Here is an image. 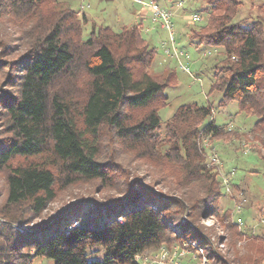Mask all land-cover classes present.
<instances>
[{
  "label": "trees",
  "instance_id": "obj_1",
  "mask_svg": "<svg viewBox=\"0 0 264 264\" xmlns=\"http://www.w3.org/2000/svg\"><path fill=\"white\" fill-rule=\"evenodd\" d=\"M21 3L37 7L40 0H14L12 4ZM205 3L199 12L207 14V21L197 40L222 47L229 59L227 76L216 78L210 92L221 93V104L237 101L241 111L257 118L248 133L264 149V10L246 28L231 23L240 0H205ZM67 17V13L59 14L54 21L42 24V32L14 84V97L1 100L5 129L10 135L0 147V171H7L5 208L27 204L31 212L39 215L55 197L57 177L50 169L34 162L13 166L10 161L14 157H36L49 151L64 171L67 184L77 177L106 180L110 178L107 166L96 160L101 128L111 129L122 141L142 146L144 142H151L153 132L160 126L157 110L149 109L136 123H129L124 112L126 107L148 108L156 101L159 105L166 96L163 90L169 84L167 79L162 81L147 73L138 78L132 75L127 64L134 58H129L130 50L142 64L153 60L155 54L141 38L138 28L132 26L114 32L98 27L97 31H91L83 45L90 51V59L83 62L80 55L76 57L77 49L67 36L69 29L80 25L73 26L71 21L66 24ZM76 62L84 63L90 78L79 108L73 106L69 92L58 87L59 80L71 74L72 68L74 73ZM210 113L208 106L181 105L166 127L174 149L184 154L181 157L187 158V163L191 157L197 159L194 166L187 168L191 174L207 171L194 138L200 134L213 138L228 135L225 126L212 120L205 123ZM77 115L82 120L81 127L77 125ZM261 158L264 160V155ZM211 185L208 190H202L203 197L207 201L211 198L219 201L223 195L221 186L213 182ZM236 186L233 184L235 190ZM129 190L128 196L102 205L71 202L30 227L22 226V218L16 213L5 210L0 216V264H26L29 258L35 257L45 258L51 264H137L133 261L135 255L153 252L164 245L170 247L183 237L197 240L205 249L209 264H242V259L254 264L264 258V246L258 245H253L252 252L243 258H237V251L231 254L230 260L224 258L210 238L190 222H184L179 230H171L167 218L169 207L176 206L183 213L187 207L196 209L194 204L199 198L193 199L190 192L178 199L157 194L159 200L153 203L148 198L151 191L145 187L137 191L130 186ZM209 205L204 211L207 216L221 217L220 222L230 216V210L221 209L220 203L212 200ZM80 210L84 212L81 221L80 216H74ZM257 215L264 220L261 209ZM252 217L251 222L255 219ZM242 220L243 229L235 218L223 225L229 253L233 250L234 238L251 233L253 228L252 237L264 245V222L255 228V224L247 227V220ZM30 248L33 253L28 252ZM98 251H102V257L92 258L91 254Z\"/></svg>",
  "mask_w": 264,
  "mask_h": 264
},
{
  "label": "rangeland",
  "instance_id": "obj_2",
  "mask_svg": "<svg viewBox=\"0 0 264 264\" xmlns=\"http://www.w3.org/2000/svg\"><path fill=\"white\" fill-rule=\"evenodd\" d=\"M13 1L0 0V147L6 144L10 136L5 129L1 100L9 101L14 97V84L37 42V37L42 32V24L45 21H54L53 18L59 14L67 13L66 24H70L69 21L73 26L79 23V28L69 29L67 36L77 49L76 57L80 55L83 62L84 59H90V51L83 45L89 39L91 31L95 32L98 27H105L110 31L120 32L124 28L131 29L132 26H136L141 38L147 42V47L154 50L155 54L153 60L142 64L132 56L133 51L130 50L128 56L134 58L129 59L127 64L132 75L138 78L141 74L147 73L162 81L167 79L169 84L163 90L166 96L161 98L159 105L156 101L148 108H124L129 123L142 120L149 109L157 110L160 126L153 132L151 142H144L142 146L130 144L118 139L111 129L101 128L97 140L96 160L107 166L110 178L106 180L77 177L67 184L64 171L49 151L36 157H14L10 161L13 166L34 162L50 169L57 177L54 186L55 197L39 215L31 212L27 204L5 208L7 171L2 170L0 216L5 210L14 212L22 218V226L30 227L41 223L71 202L83 201L102 205L126 197L130 194V186L137 191L142 187L148 189V192L151 191L148 198L154 200L153 203L159 200L157 194L178 199L183 195L186 197L190 192L193 199L199 198L194 204L196 209L187 207L183 213L182 209L176 206L169 207L170 216H174V219L167 217L170 219L171 230L178 229L184 222L194 224L197 231L210 238L221 256L229 260L234 251H237V258H243L252 252L253 245L264 246L260 240L252 237L254 229L250 233L249 229L245 228L249 233L234 238L233 250L230 253L228 239L225 238L226 230L223 225L238 216L247 220V227L253 224L255 228L259 227L258 209L264 212V160L261 158L264 149L248 133L257 118L241 111L237 101L221 104V93L215 90L210 92L216 78L227 76L225 69L229 59L222 47L197 40L196 36L202 34L201 27L207 21V14L199 12L206 4L205 0H40L37 7H29L26 3L14 6ZM240 2L231 23H239L242 27L248 28L260 15V11L264 10V0ZM152 4L167 13L169 29L163 26L161 19L153 20L155 14L151 9ZM262 16L264 17V12ZM74 64V73L72 68L71 74L59 80L58 87L67 90L73 100V106L79 108L78 104L84 100L90 78L83 66L84 63ZM185 104L210 107L211 113L205 119V123L212 120L214 124L225 126L228 131V135L218 138L202 134L194 138L193 143L207 169L202 170L200 173L202 176L187 172V168L194 166L197 159L191 157L187 163L188 159L181 157L184 154L174 149V144L169 138V130L166 128L174 111ZM76 119L77 125L81 127V118L77 115ZM214 154L217 156V163L212 160ZM232 170L234 174L227 178ZM225 181L229 188V192L226 193ZM212 182L221 186L220 189L223 191L219 201L215 198L207 201L203 197L202 190H208ZM233 184L237 185L236 190ZM212 200L216 204L220 203L221 209L230 210L227 220L220 222L221 217L219 219L207 216L208 213L204 212L205 206H210ZM192 204L193 202L190 206ZM237 209H240V213H237ZM196 212L198 215H194ZM205 215L206 217H203ZM74 216H80L81 221L84 212L80 210L74 213ZM251 217L255 218L253 222L250 220ZM243 227L244 225L242 229ZM223 243L224 245H221ZM28 252L33 253L32 248ZM91 257L101 258L102 251L91 254ZM241 261L242 264H253L243 259ZM26 264L51 262L42 257H35L29 258ZM254 264H264V258H260Z\"/></svg>",
  "mask_w": 264,
  "mask_h": 264
},
{
  "label": "built area",
  "instance_id": "obj_3",
  "mask_svg": "<svg viewBox=\"0 0 264 264\" xmlns=\"http://www.w3.org/2000/svg\"><path fill=\"white\" fill-rule=\"evenodd\" d=\"M151 9L155 14L153 20L161 19L163 22V26L169 29L170 22L167 13L155 4H152ZM212 160L217 163L218 162L217 156L216 155L213 156ZM229 173L230 174L227 175V178L234 174L233 170ZM224 190H225L224 193L229 192V188L227 187L226 181L224 182ZM237 213H240V209H237ZM235 222L240 228H242L243 220L240 216L235 218ZM260 222H264V220L260 219ZM133 261L137 264H207L208 263L207 257L205 255V249L202 246H200L194 240H190V239L185 240L182 238L179 243L174 244L170 247L161 246L160 249L158 248V250L154 252L137 254L134 256Z\"/></svg>",
  "mask_w": 264,
  "mask_h": 264
}]
</instances>
